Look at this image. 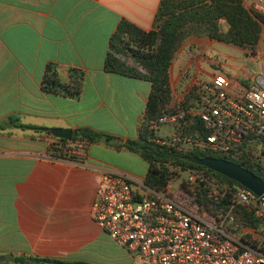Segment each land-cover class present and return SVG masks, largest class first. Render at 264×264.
I'll return each instance as SVG.
<instances>
[{
  "label": "crops",
  "instance_id": "0c3cea01",
  "mask_svg": "<svg viewBox=\"0 0 264 264\" xmlns=\"http://www.w3.org/2000/svg\"><path fill=\"white\" fill-rule=\"evenodd\" d=\"M158 2L0 0V264H49L20 259L28 255L110 264L118 242L93 217L92 202L105 171L144 177L146 160L105 141L60 158L48 146L50 134L11 119L51 128L87 125L121 142L135 137L150 81L106 71L103 62L119 19L148 29ZM215 44L233 46L207 36L183 41L170 67L175 97L193 78L216 71L211 53H224ZM180 56L184 62L176 66ZM48 61L59 63L63 76L69 65L85 70L78 97L42 89Z\"/></svg>",
  "mask_w": 264,
  "mask_h": 264
},
{
  "label": "built area",
  "instance_id": "2783aa9c",
  "mask_svg": "<svg viewBox=\"0 0 264 264\" xmlns=\"http://www.w3.org/2000/svg\"><path fill=\"white\" fill-rule=\"evenodd\" d=\"M242 1L264 15V0ZM259 69L248 82L226 70L193 78L175 97L177 105L149 124L158 134L155 140L235 157L245 150L264 162V54ZM186 113L200 115L205 135L176 132V122ZM162 126L164 132L159 131ZM85 147L82 140L67 142V155L60 158L68 159L77 148L83 153ZM185 171L182 186L190 195L171 192L170 180L157 188L144 177L107 170L92 202V215L112 239L151 264H264V191L257 195L236 180L229 183L203 171ZM201 181L208 199L219 202L228 195L227 204L211 208L198 200L194 193ZM240 205L252 212L258 225L239 219Z\"/></svg>",
  "mask_w": 264,
  "mask_h": 264
},
{
  "label": "trees",
  "instance_id": "16d2710c",
  "mask_svg": "<svg viewBox=\"0 0 264 264\" xmlns=\"http://www.w3.org/2000/svg\"><path fill=\"white\" fill-rule=\"evenodd\" d=\"M226 28L221 27V22ZM264 24V15L247 8L242 0H159L153 17L152 26L148 29L141 27L126 17L117 22L110 34L103 67L106 71L138 77L150 81V90L145 108L137 125L136 136L126 138L123 142L116 135L83 125L72 128L70 139L56 137L51 134V127L33 125L11 121L21 127H31L44 130L53 137L48 146L55 156L63 157L67 153L63 145L67 142L82 140L86 146L96 141H105L116 146L123 145L139 153L147 162L144 182L157 188L165 187L168 181L178 173L179 169L203 171L217 179L229 183L236 181L205 165L191 161L194 156L224 157L251 170L264 179V162L249 151L241 150L240 156L222 154L214 150H206L199 146L182 149L174 145H167L155 140L158 135L149 126L163 112L173 109L177 99L172 92L170 67L176 51L189 36H207L226 43L256 50ZM67 74H61V65L55 61H48L42 77V89L57 92L70 97H78L83 86L85 70L82 67L66 66ZM176 132L180 136L191 133L205 135L200 115L186 113L175 124ZM75 158L74 154L68 155ZM205 181L197 185L195 197L208 204L211 208L227 204V196L217 202L205 195ZM184 181L181 185L184 186ZM185 187V186H184ZM190 195L189 189L182 190ZM240 220L252 226L258 225L257 218L243 206ZM34 263L49 264H89L84 261H66L58 258L38 257L28 255ZM151 264V263H147ZM187 264V263H175Z\"/></svg>",
  "mask_w": 264,
  "mask_h": 264
},
{
  "label": "rangeland",
  "instance_id": "374dc122",
  "mask_svg": "<svg viewBox=\"0 0 264 264\" xmlns=\"http://www.w3.org/2000/svg\"><path fill=\"white\" fill-rule=\"evenodd\" d=\"M221 27L223 29L226 28V24L223 21L221 22ZM215 46L221 48L224 54L214 52V54L211 53L214 68H216V70H226L229 74L237 76L238 79L248 82L250 80V77L248 76H250L252 72L260 70V59L264 54V24L255 51L238 45L232 46L215 44ZM181 57L182 56L175 60L176 66L180 62L181 64L184 62V57L182 59ZM165 127L166 126H162L159 131L164 132L163 128ZM71 147L74 148L77 146L73 145ZM185 175L186 171L179 169L178 173H176L174 177L170 179L171 183L169 188L172 190L171 192L182 193V190H185V188L181 185V183L184 181ZM106 260H109L110 264L148 263V260L144 256L140 255L139 253H135L129 250L126 246L118 243H115V246L111 247L109 251V258Z\"/></svg>",
  "mask_w": 264,
  "mask_h": 264
},
{
  "label": "water",
  "instance_id": "95a60500",
  "mask_svg": "<svg viewBox=\"0 0 264 264\" xmlns=\"http://www.w3.org/2000/svg\"><path fill=\"white\" fill-rule=\"evenodd\" d=\"M51 134L56 137L71 138V126H54L51 128ZM120 140H123L120 138ZM192 162L205 165L215 171H218L227 177H230L239 183L250 188L254 193L260 195L264 191V179L257 176L251 170L235 163L224 157L214 156H194Z\"/></svg>",
  "mask_w": 264,
  "mask_h": 264
}]
</instances>
